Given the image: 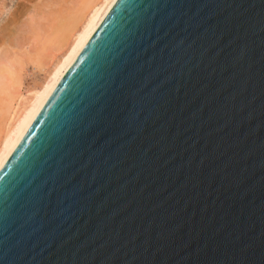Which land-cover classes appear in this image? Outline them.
Here are the masks:
<instances>
[{"label": "water", "instance_id": "obj_1", "mask_svg": "<svg viewBox=\"0 0 264 264\" xmlns=\"http://www.w3.org/2000/svg\"><path fill=\"white\" fill-rule=\"evenodd\" d=\"M0 264H264V0H113L0 162Z\"/></svg>", "mask_w": 264, "mask_h": 264}, {"label": "bare ground", "instance_id": "obj_2", "mask_svg": "<svg viewBox=\"0 0 264 264\" xmlns=\"http://www.w3.org/2000/svg\"><path fill=\"white\" fill-rule=\"evenodd\" d=\"M112 1L20 0L6 17L0 28V162Z\"/></svg>", "mask_w": 264, "mask_h": 264}, {"label": "rangeland", "instance_id": "obj_3", "mask_svg": "<svg viewBox=\"0 0 264 264\" xmlns=\"http://www.w3.org/2000/svg\"><path fill=\"white\" fill-rule=\"evenodd\" d=\"M20 0H0V28L3 26L6 17L10 14V12L13 11V9L16 7L17 3ZM3 6V7H2ZM2 7V8H1ZM4 15V16H3Z\"/></svg>", "mask_w": 264, "mask_h": 264}, {"label": "snow or ice", "instance_id": "obj_4", "mask_svg": "<svg viewBox=\"0 0 264 264\" xmlns=\"http://www.w3.org/2000/svg\"><path fill=\"white\" fill-rule=\"evenodd\" d=\"M128 119L129 120L135 119V114L134 113H128Z\"/></svg>", "mask_w": 264, "mask_h": 264}]
</instances>
